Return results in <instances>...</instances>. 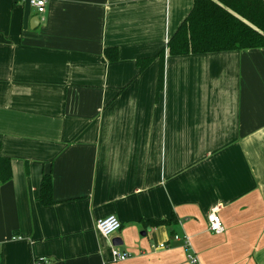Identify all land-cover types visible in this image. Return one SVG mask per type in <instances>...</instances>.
<instances>
[{
    "label": "crops",
    "instance_id": "1",
    "mask_svg": "<svg viewBox=\"0 0 264 264\" xmlns=\"http://www.w3.org/2000/svg\"><path fill=\"white\" fill-rule=\"evenodd\" d=\"M192 5L0 0V264H264V47L169 55Z\"/></svg>",
    "mask_w": 264,
    "mask_h": 264
},
{
    "label": "trees",
    "instance_id": "2",
    "mask_svg": "<svg viewBox=\"0 0 264 264\" xmlns=\"http://www.w3.org/2000/svg\"><path fill=\"white\" fill-rule=\"evenodd\" d=\"M264 47V1L263 0H193L187 16L167 42L169 55H186L228 50H246ZM109 60L117 58L115 48H106ZM163 57L159 55L160 69L158 89L163 85ZM151 58L139 60L143 67ZM1 145V143H0ZM12 178L11 161L0 156V182ZM43 205L54 202L51 173H44L39 186ZM152 225L166 221H152Z\"/></svg>",
    "mask_w": 264,
    "mask_h": 264
},
{
    "label": "built area",
    "instance_id": "3",
    "mask_svg": "<svg viewBox=\"0 0 264 264\" xmlns=\"http://www.w3.org/2000/svg\"><path fill=\"white\" fill-rule=\"evenodd\" d=\"M28 3L34 6L39 13L44 12L45 8V0H27ZM208 229L216 234H220L224 231V225L221 221L220 216L218 215L217 208H213L207 215ZM97 231L103 236H109L113 234L115 231L119 230L121 227V222L115 215H109L106 217H102L96 220L95 223ZM173 238L179 239L178 235H174ZM183 246L187 250V261L189 264H200L199 258L195 252H193L191 247V241L189 236L184 235L182 237ZM161 247L163 244L160 245ZM111 255L114 260H125L128 257L126 252H122L117 248H113L111 250ZM30 264H48V261L41 257L33 259Z\"/></svg>",
    "mask_w": 264,
    "mask_h": 264
},
{
    "label": "water",
    "instance_id": "4",
    "mask_svg": "<svg viewBox=\"0 0 264 264\" xmlns=\"http://www.w3.org/2000/svg\"><path fill=\"white\" fill-rule=\"evenodd\" d=\"M115 241V240H114ZM113 241V244H115V245H118V244H120L121 242H114Z\"/></svg>",
    "mask_w": 264,
    "mask_h": 264
}]
</instances>
